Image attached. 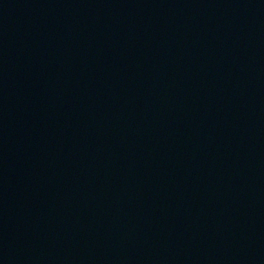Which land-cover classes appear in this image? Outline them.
I'll return each mask as SVG.
<instances>
[{
    "label": "water",
    "instance_id": "obj_1",
    "mask_svg": "<svg viewBox=\"0 0 264 264\" xmlns=\"http://www.w3.org/2000/svg\"><path fill=\"white\" fill-rule=\"evenodd\" d=\"M0 264H264V0H0Z\"/></svg>",
    "mask_w": 264,
    "mask_h": 264
}]
</instances>
